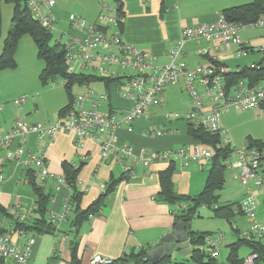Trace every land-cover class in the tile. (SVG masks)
<instances>
[{
	"label": "crops",
	"instance_id": "crops-1",
	"mask_svg": "<svg viewBox=\"0 0 264 264\" xmlns=\"http://www.w3.org/2000/svg\"><path fill=\"white\" fill-rule=\"evenodd\" d=\"M55 1L53 13L57 18L58 35L66 33V38L63 39L65 43L69 37L74 36L68 26L69 17L72 14L81 16L89 24L100 26L102 29L106 28L98 19L102 11L99 0ZM112 3L120 6L122 11L123 22L118 27L119 36L125 42L150 53L157 66H166L172 62L170 51L180 41L183 29L213 22L224 10L249 4L245 2L231 6L226 0H113ZM8 33L3 34L1 31L0 56ZM114 33H116L114 29L106 30L108 36ZM241 36L250 47L264 45V34H258L256 29L246 30L241 33ZM245 58H250V55L239 56L235 47L226 51L218 41L191 40L183 45V51L176 57V62L184 63L187 72L196 71L198 66L209 65L215 60H219L232 69L249 67L257 62L252 60L245 64ZM43 64L35 61L30 71L22 75L17 72L18 63L15 69L0 72V84H6L5 94H8L0 96V107H2L0 138L14 128L16 119L44 127L54 124L59 120L60 112L69 105L71 99L73 101L80 95L73 92L75 86L70 94L64 82V91L59 88L49 91L46 87L50 84L43 87L40 81V74L45 67ZM81 73L101 77L92 70ZM34 80H38L39 84ZM232 80H229L230 83ZM113 84L116 85L118 93L114 91ZM83 85H78L82 91ZM89 88L96 95L108 96V101L101 103L100 106V111L103 113H128L133 108L132 101L121 96L122 92L127 91V89L122 90L126 86L121 82L96 80L89 84ZM22 96L27 97L26 104L15 106L14 101ZM34 96L37 98L35 99ZM160 98L158 105L147 109L145 119L132 124L133 130H129L130 126L126 123H122V126L115 130L113 149L107 157L103 156V140L111 138L107 133L98 134L97 138L89 137L82 143L74 135L64 132H59L52 138L31 136L26 150L32 151L37 156H44L45 165L49 171V176L43 184L38 183L33 167L24 169L21 165L11 163L5 158L8 146L0 150V174L4 176L0 193V233L1 231L10 232L15 219L20 220L23 216L33 217L36 194L30 184L28 172L37 180L44 193L51 196L47 216L50 219L54 216L64 217L57 221L55 234L47 233L36 238L30 264H54L51 259L53 260L55 256L59 257L57 264H90L96 256L116 260L133 250L151 249L163 236L175 228L177 204H170L162 197L161 174L174 166L172 175L174 192L181 196L196 197L205 187L211 162L184 166L180 159L150 165L140 161L143 151L163 153L186 148L192 152L194 146H203L189 134L188 123L185 126L173 125L175 123L172 122L177 120L165 118L166 115L176 114L187 116V111L192 109L183 78H179L176 85L168 86L161 91ZM91 104V101H87L86 108L89 109ZM243 113L254 118V116L262 117L263 111L251 109ZM235 118L233 112H227L222 116V124L231 143L235 142L239 136L234 127ZM156 130L162 131L163 135L155 136ZM261 135V130L245 132L247 141L250 143L260 142ZM18 144L19 141H15L11 146L12 149L18 148ZM126 150H129L128 155L124 154ZM232 155L224 163L226 170L223 189L228 170L231 182H238L242 196L238 201L228 202L225 205L237 203L238 206L244 199V193L247 195V189L239 180L237 159L233 162L229 160ZM228 161L230 166H227ZM66 164L80 169L77 176V190L82 193V196L78 204L71 203L73 192L65 180L64 166ZM127 165H133L131 175L125 171ZM113 181L116 184L107 194L110 183ZM252 194L256 197L262 196L256 187H253ZM101 196L105 197L101 208L98 209L101 212L97 216L89 217L76 227L74 223L78 210L86 211ZM17 200L20 208L17 215L12 218L11 210ZM239 214H242L241 211L236 210V215ZM260 218L264 219V214ZM235 228L239 236L241 231L238 227Z\"/></svg>",
	"mask_w": 264,
	"mask_h": 264
},
{
	"label": "built area",
	"instance_id": "built-area-1",
	"mask_svg": "<svg viewBox=\"0 0 264 264\" xmlns=\"http://www.w3.org/2000/svg\"><path fill=\"white\" fill-rule=\"evenodd\" d=\"M26 1L40 25L54 33L57 18L53 9L56 1ZM100 4L102 11L98 19L100 24L106 27L105 29L89 24L81 16L72 14L69 17L68 26L74 36L69 37L65 43L63 39L66 38V33H63L58 36L56 43L66 47L68 74L74 75L92 70L101 77L121 82L127 89L126 92L121 93V96L130 99L133 108L128 113H103L100 111V106L101 103L108 101V96L96 95L88 85L84 84L82 87L84 93L74 99L72 107L60 115L59 120L54 124L44 127L16 119L14 128L0 138V150L8 146L5 158L11 163L21 165L24 169L33 167L38 183L43 184L49 176V171L45 165L44 156L40 157L26 150L28 139L31 136L52 138L59 132H64L74 135L82 143L89 137L97 138L96 135L107 133L111 137L109 140H103V156L107 157L113 149L115 130L121 127L122 123L128 124L129 130H133L132 124L145 119L147 109L160 103L161 91L168 86L176 85L182 77L192 105L185 120L195 127L220 134L222 146H231L233 153L236 152V167L240 171L239 180L247 189V197L240 203V206L249 223V229L242 236L247 241L259 240L264 245V219L259 217L257 197L252 194L253 187H256L264 197V139L259 145L248 142L238 149L233 148L222 124V116L231 110L261 109L262 117H264V45L250 47L241 36V33L246 30L264 29V15L254 23L245 24L229 21L221 13L213 22L186 27L182 30L177 46L170 51L172 62L166 66H157L150 53L125 42L119 36L118 27L123 22L119 6L109 0H100ZM107 29H114L116 33L108 36ZM191 40L218 41L226 51L233 47L237 48V54L242 57L253 53L262 54L260 61L247 67L260 72V78H257L259 73L254 72L252 75V72L230 83L229 80L233 74L241 73L243 68L232 69L219 60L209 65H200L196 71L187 72L185 64L176 62V57L182 53L183 45ZM124 71H129L131 74L126 77L121 74ZM123 79L126 80L125 83ZM26 99V96H22L14 101V105L18 107L25 105ZM87 101L92 102L89 109L85 106ZM1 110L2 107H0V112ZM165 118L167 120L174 118L178 121L182 119V116L166 115ZM154 135L162 136L163 132L156 130ZM15 141H19V146L12 149L11 146ZM124 154L128 155L129 150L124 151ZM212 157L213 151L208 146L196 145L192 152L186 148L163 153L143 151L140 161L150 165L180 159L184 166H190L193 163H207ZM227 166H230L228 162ZM125 171L131 175L133 165H127ZM3 184L4 176L0 174V193ZM19 208L20 203L17 200L11 210L13 216L17 215ZM28 218L23 216L20 220L24 221ZM61 218L64 217L54 216L50 220L56 225ZM36 238V236L26 234H0V257L11 264H30ZM223 240L224 237L221 234L215 237L210 235L206 237L205 245L202 247V250L208 257L214 259L216 264H230L227 260H222L220 256L219 249ZM114 261L109 257L96 256L90 264H114ZM243 264H264V262L261 261L258 253L251 252L245 257Z\"/></svg>",
	"mask_w": 264,
	"mask_h": 264
},
{
	"label": "trees",
	"instance_id": "trees-1",
	"mask_svg": "<svg viewBox=\"0 0 264 264\" xmlns=\"http://www.w3.org/2000/svg\"><path fill=\"white\" fill-rule=\"evenodd\" d=\"M7 1L14 3L15 9L12 19V27L5 40L3 53L0 56V72L6 69H15V52L17 50L18 43L24 35H29L36 44L38 57L45 64V67L40 74V81L43 87L48 86L50 83L60 78L65 83V87L70 93L72 88L76 85L86 84L89 86L90 83L96 80H103L107 82L112 81L110 78L103 77L102 79L101 77L86 75L84 73H77L74 75L68 74L66 64V47L56 42L54 44L52 43L54 33L44 29L40 25L28 8L26 0ZM119 12H122L120 6ZM222 14H224L225 18L229 21L241 22L245 24L254 23L262 15H264V0H254L247 5L229 8L224 10ZM1 26L2 17L0 10V38ZM254 72L259 73L257 74V78H260V72L245 67L241 73L233 74L231 80L233 79V82L236 80L238 81L247 74L252 73V75H254ZM73 101L71 99L69 105L63 109L59 115L68 111L72 107ZM188 128L189 134L197 143L208 146L214 153L213 157L210 159L211 168L207 176L205 187L196 197L181 196L176 194L174 192V184L172 183L174 166H171L161 174V195L164 197L165 201L170 204H177V208L175 210V223L183 222L187 227V231L190 235V242L193 247V253L189 257H191V259L198 264H216V261L208 257L205 251L202 250V247L206 242V237L210 236L211 233L194 232L192 230V222L198 216V211L201 208H209L213 211L215 217L223 218L227 221H232L234 219L236 216V210L241 211L242 213L241 206H237V203L229 205L219 203V193L222 191L225 182L226 166L224 163L226 159L232 155L233 149L231 146H222L220 134L210 133L204 128L195 127L190 123H188ZM260 143L261 141L253 144L259 145ZM79 170V167L71 164H66L64 166L65 180L73 192L71 203L73 202L75 204L79 203L82 196V193L77 190V176ZM28 177L36 194L35 207L32 212L33 217L30 216L24 221L15 219L12 224V230L10 232L1 231L0 234H26L38 237L47 233H56V225L52 224L50 218L47 216L51 196L44 193L43 188L38 185L37 180L34 179L30 172H28ZM115 184L116 183L114 181L110 183L107 194L110 193ZM104 200L105 197L101 196L86 211L78 210V216L74 225L79 227L85 220H88L89 217L94 215L97 216L99 212H101L98 209L101 208ZM10 216L14 218L13 215ZM242 244L249 247L250 253H258L261 261L264 262V245L262 242L254 239L247 241L243 238L242 234H240L238 236V242L229 245V247H231V251L228 254L227 261L230 264H243L245 257H239L238 255V251ZM149 249L150 248H141L138 251L133 250L121 256L119 259H116L114 264H125L136 261L141 262V260L146 257V251ZM173 257L166 258L160 264H183L178 261L173 262ZM58 260V256L53 257V260L51 259L54 264H57ZM6 261L2 258L0 260V264H11L9 261L8 263Z\"/></svg>",
	"mask_w": 264,
	"mask_h": 264
},
{
	"label": "rangeland",
	"instance_id": "rangeland-1",
	"mask_svg": "<svg viewBox=\"0 0 264 264\" xmlns=\"http://www.w3.org/2000/svg\"><path fill=\"white\" fill-rule=\"evenodd\" d=\"M112 1L113 0H109V2H111V3H112ZM226 1L228 3H230L231 6H237V5H241L245 2L249 3L251 0H226ZM14 9H15L14 3L8 2L7 0H0V10H1V17H2L1 31L3 32V34H7L10 30V27L12 26ZM256 32L260 35L264 34V29H256ZM58 36H59L58 35V28H57V24H56L54 37L52 40L53 44L56 42V39L58 38ZM262 57H263V55L259 54V53L258 54H251L250 58L244 59V62H245V64H248L252 60L260 61L262 59ZM35 61L36 62L39 61L43 64V61L38 57L37 47H36V44L34 43L32 37L29 35H24L20 39L18 46H17V50L15 52V62H16V66L18 63L17 72L19 73V75L26 74L27 72H29L31 66H33ZM242 64H244V63L242 62ZM9 72H11V71H9ZM121 74H124L126 77H128L131 73L129 71H124V72H121ZM122 81H123V83L126 82L125 79H123ZM34 82H37L39 84L38 80H36V81L34 80ZM63 84L64 83H63L62 79L59 78V79L55 80L54 82L50 83V85L46 88H48L47 90H49V91L56 90L57 88L64 91ZM119 86L121 87V85H119ZM0 87H1L0 96L8 95V94H5L6 84L5 83L0 84ZM122 87H124V86H122ZM46 88H43V89H46ZM113 89L116 93H118L116 85H114V84H113ZM122 90H126V88H122ZM73 92L75 94L80 93V95H82L84 93V90L82 91L80 87L75 86L73 88ZM185 97L187 98V96H185ZM34 98L36 99L37 96H34ZM229 112H233V116L236 117L234 120V127L237 129V133L239 135L237 140L235 142L231 143L233 148L238 149V148L246 145V143H248V141H247L248 138L245 136V132L247 130H253V131L254 130L260 131L261 130L262 135L259 139L262 138L261 141L264 139V117H255L254 116V118H252L250 115H246V113H243V111H239V110H231ZM187 113L189 114L190 111H187ZM185 118H186V115H183L181 120L176 121V122L173 121L172 123H175L173 125L182 124L183 126H185V124L187 123ZM236 159H237V154H236V152H234L233 155L229 158V160H230V162H233ZM228 163H229V161H228ZM229 173L230 172H228V170H227L225 188L219 193L220 194V200H219L220 204L238 201L239 197L242 196V193H241L242 191H240V189H239L238 182L235 181L232 183L231 179L229 177ZM243 197H244V199L247 197L246 193H244ZM256 203H257V208H258L257 211H258L259 217H261V215L264 214V197L258 196L256 199ZM246 221H247V218L245 217V215H242V214L236 215L235 218L233 219V221H227L226 219L215 217L214 213L211 209L201 208L198 211V216L192 222V230H194V232H197V233L198 232H211V235H213L214 237L218 234L223 235L224 240L222 241V244H221L220 249H219L221 259L223 260V259H226L228 257V254L231 251L230 250L231 247H229V245L238 242V236H237V232H236L235 227H238V229L241 231V234L248 232L249 224H247L248 222H246ZM249 253H250L249 247L247 245L242 244L240 246L239 251H238L239 257H246ZM172 261L173 262L178 261V262H181L183 264H198L197 262L192 260L191 257L183 258L177 254L174 255Z\"/></svg>",
	"mask_w": 264,
	"mask_h": 264
},
{
	"label": "water",
	"instance_id": "water-1",
	"mask_svg": "<svg viewBox=\"0 0 264 264\" xmlns=\"http://www.w3.org/2000/svg\"><path fill=\"white\" fill-rule=\"evenodd\" d=\"M192 253L193 247L187 227L183 222H179L170 233L163 236L155 246L146 251V257L141 262L125 264H160L175 254L186 258Z\"/></svg>",
	"mask_w": 264,
	"mask_h": 264
}]
</instances>
